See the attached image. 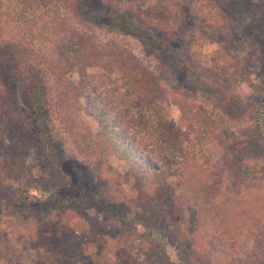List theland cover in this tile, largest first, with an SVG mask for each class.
I'll return each instance as SVG.
<instances>
[{
  "label": "rangeland",
  "instance_id": "374dc122",
  "mask_svg": "<svg viewBox=\"0 0 264 264\" xmlns=\"http://www.w3.org/2000/svg\"><path fill=\"white\" fill-rule=\"evenodd\" d=\"M56 1L67 21L80 27L96 48L115 49L144 62L161 84L158 99L173 126L184 129L176 99L202 106L215 120L219 136L205 147L210 163L216 167L217 189L213 198L218 199L222 194L241 201L263 202L264 0L205 1L206 7L202 3L204 0H80L101 13H127L131 23L142 31L139 35L82 20L78 0ZM211 7L220 20L213 28L204 30L209 37L201 39L202 44L197 46L193 31L204 21L202 15ZM108 17L111 23L109 14ZM7 40L9 45L13 41L15 49H20L19 55L24 61L33 63L36 70L46 72L42 67L45 56L38 46L17 37ZM2 45L6 46L0 42V47ZM221 51L225 53L226 61L220 56ZM92 71L100 72L102 69ZM4 76V81L0 77V85L5 84L3 92L0 89V101L14 100L17 96L16 79L10 72H5ZM52 77L46 86H50L49 93L54 101L55 88L62 87L65 77L53 82ZM66 78L77 83L80 75L74 69ZM52 104L49 125L61 157L59 165L65 174L59 173L48 161L38 133L32 124L20 122L21 112L17 108L14 109L17 121L10 120V133L18 146H28L27 151L33 153L30 161L35 163L36 175L45 191L43 198L47 195L53 200L58 196L70 197L72 193L83 197L84 202H88L89 216L84 215L78 220L74 224L75 229L77 232L89 230L90 216L95 217L94 221L103 228L95 241L76 247L75 261L116 264L115 242L120 239L125 244L130 242L133 247L126 254L127 264H171L166 258L163 243H177L179 237L173 233L172 227L178 215L183 220L185 232L189 226L190 212L182 198V186L171 179L165 190H160L153 197L142 198L143 183L128 172L127 164L115 156L106 161L98 160L77 149L64 130L59 102ZM80 116L95 132L99 129L89 110L87 97L82 98ZM4 121V111L0 110L2 176V160L11 153L3 142L1 126ZM16 165L13 164L11 169ZM0 191L5 193L1 186ZM4 198L7 204L0 206V242L4 237L3 231L15 234L25 229L16 213L23 212L25 206L35 209L39 196L25 198L8 193ZM127 209L134 212V218ZM237 239L248 246L252 252L250 257L235 255L226 259L212 248L205 256L194 258L189 251L190 246L176 244L175 248L183 264H264V227L258 229L256 236L249 234ZM26 245L28 251L12 250L8 258L1 257L0 250V264H32V259L37 256V243ZM192 249L196 250L193 244ZM58 257V253H52L48 264H70L61 256L57 261Z\"/></svg>",
  "mask_w": 264,
  "mask_h": 264
},
{
  "label": "trees",
  "instance_id": "16d2710c",
  "mask_svg": "<svg viewBox=\"0 0 264 264\" xmlns=\"http://www.w3.org/2000/svg\"><path fill=\"white\" fill-rule=\"evenodd\" d=\"M205 1L214 2L204 0V7ZM78 4L82 20L135 35L142 32L131 23L127 13H101L86 1L78 0ZM213 8L207 9L202 15L204 21L193 31L197 46L202 44L201 39L209 37L204 30L213 28L220 20ZM211 20L215 23L211 24ZM80 30L67 21L56 0H0V42L6 45L0 47V77L4 81V73L10 72L16 79L17 91L14 100L0 101V110L5 115L1 126L3 142L11 150L2 160L4 176L0 173V186L5 193L0 191V206L7 204L4 196L8 193L25 198L39 196L35 209L25 206L23 212L16 213L24 230L15 234L3 231L1 257L8 258L12 250L28 251L26 243H37V256L32 264H48L52 253H58L70 264H87L75 261L76 247L95 241L104 231L92 216L89 230L77 232L75 229L78 220L89 216L88 202H84L83 197L72 193L70 197L58 196L53 200L47 195L43 198L45 191L36 175L35 163L30 161L33 153L27 151L28 146H18L10 133V120L17 121L14 116L17 108L21 112L20 122L32 124L46 158L62 174L61 157L49 125V111L54 101L62 108L64 130L77 149L98 160L106 161L115 156L127 164L128 172L143 183L142 198L165 190L171 179L182 186V198L190 212L189 226L185 232L183 220L178 215L172 227L179 237L177 243H163L171 264L184 262L176 253V244L190 246L194 258L205 256L212 248L226 259L235 255L250 257L252 252L237 237L256 236L258 229L264 227V197L259 203L222 194L218 199L213 198L217 189L216 167L210 163L205 147L219 136L215 120L202 106L176 99L184 129L173 126L158 99L161 84L144 62L115 49L99 50ZM10 37L38 46L45 56L42 67L46 72L24 61L13 41L9 45L7 39ZM220 56L226 61L224 52L221 51ZM95 68L102 71H92ZM74 69L80 75L77 83L66 78ZM50 77L52 82L65 77L62 87L55 88L54 101L49 93L50 86H46ZM1 88L3 92L5 84L2 83ZM83 97H87L89 110L97 122L96 132L80 116ZM13 164L17 167L11 169ZM67 199L71 200L70 205ZM130 209L127 211L134 218ZM192 244L196 247L194 251ZM132 248L130 242L125 244L117 239L116 264H127L126 254Z\"/></svg>",
  "mask_w": 264,
  "mask_h": 264
}]
</instances>
